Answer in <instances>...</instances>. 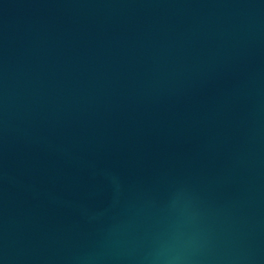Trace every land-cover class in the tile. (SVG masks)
<instances>
[{"label": "water", "instance_id": "water-1", "mask_svg": "<svg viewBox=\"0 0 264 264\" xmlns=\"http://www.w3.org/2000/svg\"><path fill=\"white\" fill-rule=\"evenodd\" d=\"M0 264H264V0H0Z\"/></svg>", "mask_w": 264, "mask_h": 264}]
</instances>
